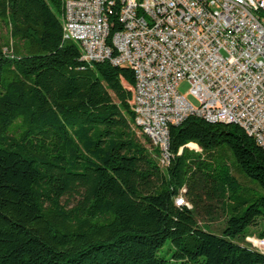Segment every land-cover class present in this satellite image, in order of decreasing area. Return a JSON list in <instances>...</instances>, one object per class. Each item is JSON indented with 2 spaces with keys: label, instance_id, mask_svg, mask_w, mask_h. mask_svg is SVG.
<instances>
[{
  "label": "trees",
  "instance_id": "obj_1",
  "mask_svg": "<svg viewBox=\"0 0 264 264\" xmlns=\"http://www.w3.org/2000/svg\"><path fill=\"white\" fill-rule=\"evenodd\" d=\"M62 11L0 0V264H264L245 240L264 237V149L190 115L162 165L133 124L132 69L83 61Z\"/></svg>",
  "mask_w": 264,
  "mask_h": 264
},
{
  "label": "built area",
  "instance_id": "obj_2",
  "mask_svg": "<svg viewBox=\"0 0 264 264\" xmlns=\"http://www.w3.org/2000/svg\"><path fill=\"white\" fill-rule=\"evenodd\" d=\"M62 39L85 62L132 69L134 126L169 160V125L233 123L264 149V0H62ZM114 21L119 28L113 33ZM189 83L194 106L177 90ZM176 204H182L176 199ZM264 254V237L246 236Z\"/></svg>",
  "mask_w": 264,
  "mask_h": 264
},
{
  "label": "rangeland",
  "instance_id": "obj_3",
  "mask_svg": "<svg viewBox=\"0 0 264 264\" xmlns=\"http://www.w3.org/2000/svg\"><path fill=\"white\" fill-rule=\"evenodd\" d=\"M264 17V13L261 14ZM177 90L178 92L185 97L188 101H190L194 106H197V101L195 98L192 97V95H190L189 93V83L187 82V80H181L177 86ZM188 147L190 149H194V150H199V148H193L190 147L188 145ZM231 160H229L228 162H230ZM232 169V174L237 177L240 181H243V179L241 177H239V175L235 172L234 168L231 167ZM244 182V181H243ZM179 199V198H178ZM201 223V221H199ZM206 222L207 225L209 226V230L215 232V233H220L221 229L224 226V219L222 216H219L218 218L214 219V220H210V221H203ZM254 230L256 231V228L253 227H249L247 229V233L250 234L252 232H254ZM171 250H170V242L166 241V243L163 245V247L158 251V255L165 257V258H169L171 255Z\"/></svg>",
  "mask_w": 264,
  "mask_h": 264
}]
</instances>
